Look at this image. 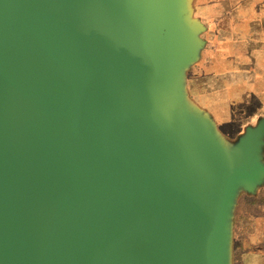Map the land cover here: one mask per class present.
I'll return each mask as SVG.
<instances>
[{"label":"water","instance_id":"1","mask_svg":"<svg viewBox=\"0 0 264 264\" xmlns=\"http://www.w3.org/2000/svg\"><path fill=\"white\" fill-rule=\"evenodd\" d=\"M187 0H0V264H230L264 120L187 103Z\"/></svg>","mask_w":264,"mask_h":264},{"label":"crops","instance_id":"2","mask_svg":"<svg viewBox=\"0 0 264 264\" xmlns=\"http://www.w3.org/2000/svg\"><path fill=\"white\" fill-rule=\"evenodd\" d=\"M189 14L202 45L183 70V94L231 145L264 120V0H190ZM233 214L232 227L246 234L242 264H264V180L253 193L240 191Z\"/></svg>","mask_w":264,"mask_h":264},{"label":"rangeland","instance_id":"3","mask_svg":"<svg viewBox=\"0 0 264 264\" xmlns=\"http://www.w3.org/2000/svg\"><path fill=\"white\" fill-rule=\"evenodd\" d=\"M188 1V4L190 3V0H187ZM234 130V128H233ZM232 128L230 129V127L227 128L226 130V134H227V137L232 138L234 137V133L235 131H233ZM233 131V132H232ZM231 132H232V135H231ZM240 197V192H238L235 196V200H234V205H233V210H232V216L230 218V223H231V227H230V237H229V240H230V244H229V260H230V264H242V251H241V243L242 241H244V237H245V233H242V230L241 228H239V232H237V230L235 228H233V224L232 222L236 221L237 223V219H233L234 217V210H235V207L237 205V201ZM241 221V222H240ZM242 224V220L239 219V222L238 224ZM239 227V226H238ZM241 231V232H240Z\"/></svg>","mask_w":264,"mask_h":264}]
</instances>
